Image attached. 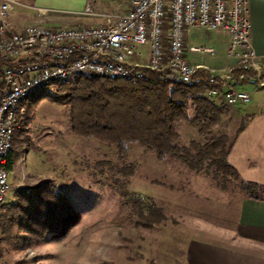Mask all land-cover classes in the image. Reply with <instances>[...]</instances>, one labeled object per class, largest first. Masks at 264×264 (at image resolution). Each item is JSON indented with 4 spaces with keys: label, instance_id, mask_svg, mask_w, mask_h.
Instances as JSON below:
<instances>
[{
    "label": "rangeland",
    "instance_id": "obj_1",
    "mask_svg": "<svg viewBox=\"0 0 264 264\" xmlns=\"http://www.w3.org/2000/svg\"><path fill=\"white\" fill-rule=\"evenodd\" d=\"M56 2L58 9H51L43 22L52 28L98 24L105 15L126 12L130 4V0ZM87 9L90 11L86 12ZM18 15L16 11L15 17ZM188 32L187 59L192 65L213 69L230 64L217 31L201 28ZM192 46L212 47L216 57L192 52ZM224 108L216 129L236 139L237 129L246 121L233 107L224 105ZM33 116L25 132L16 134L12 168L8 169L11 189L5 202H14L19 190L52 180L68 197L74 212L63 220L56 233L48 234L38 246L21 252L4 248L0 264L181 262V251L189 237L186 233L222 241L224 234L233 230L240 192L222 191L210 179L194 174L179 162L159 161L153 153L137 145L130 146L121 160L115 148L73 135L68 109L64 106L42 100ZM179 133L182 144L202 141L196 130L187 125H181ZM102 162L134 164L136 170L125 184L122 174L99 166ZM120 193L141 201L144 213L152 205L162 209V219L149 228L140 226L139 210Z\"/></svg>",
    "mask_w": 264,
    "mask_h": 264
},
{
    "label": "built area",
    "instance_id": "obj_2",
    "mask_svg": "<svg viewBox=\"0 0 264 264\" xmlns=\"http://www.w3.org/2000/svg\"><path fill=\"white\" fill-rule=\"evenodd\" d=\"M50 10L36 0H0V216L11 189L8 131L18 132L26 113V108L18 110L17 99L49 79L88 74L135 81L155 71L194 84L204 70L216 83L207 97L227 107L250 102L252 91L246 86L264 89V63L251 43L248 0H130L124 13L105 15L98 24L64 28L43 24ZM201 28L230 36L226 58L232 64L220 72L187 59L188 31ZM190 50L216 57L209 47Z\"/></svg>",
    "mask_w": 264,
    "mask_h": 264
},
{
    "label": "trees",
    "instance_id": "obj_3",
    "mask_svg": "<svg viewBox=\"0 0 264 264\" xmlns=\"http://www.w3.org/2000/svg\"><path fill=\"white\" fill-rule=\"evenodd\" d=\"M194 84L178 81L168 72L147 71L139 80L75 76L51 83L22 102L27 108L21 129L14 134L8 169L12 168L16 134L24 133L42 100L68 109L73 135L115 148L122 160L130 146H140L159 161L174 160L196 175L204 176L222 191H238L250 200L264 201V185L244 181L229 163L235 139L216 129L225 112L223 104L207 97L216 86L204 70ZM196 130L200 140L181 143L179 127ZM243 127V126H242ZM237 129L239 133L242 129ZM125 177L134 176V164L99 163ZM127 198L126 193H120ZM127 203L139 210V225L152 227L162 219V209L145 206L138 199ZM74 212L71 202L55 182L45 180L29 190H19L14 202L0 216V257L4 248L21 252L38 246L56 233L63 220ZM138 223V222H136Z\"/></svg>",
    "mask_w": 264,
    "mask_h": 264
},
{
    "label": "crops",
    "instance_id": "obj_4",
    "mask_svg": "<svg viewBox=\"0 0 264 264\" xmlns=\"http://www.w3.org/2000/svg\"><path fill=\"white\" fill-rule=\"evenodd\" d=\"M36 1L49 9L57 10L59 7L56 0ZM248 9L251 43L260 57L259 61L264 63V0H248ZM217 32L227 56L230 36L226 32ZM230 64L207 69L220 72ZM245 89L252 91L250 102L233 106V111L246 123H242L243 128L235 139L228 160L243 180L264 185V89L255 90L252 86ZM217 103L221 104V101L217 100ZM237 207L234 228L229 234H224L225 240H206L201 235L186 233L189 237L181 251V262L161 264H264V201L250 200L241 195Z\"/></svg>",
    "mask_w": 264,
    "mask_h": 264
},
{
    "label": "bare ground",
    "instance_id": "obj_5",
    "mask_svg": "<svg viewBox=\"0 0 264 264\" xmlns=\"http://www.w3.org/2000/svg\"><path fill=\"white\" fill-rule=\"evenodd\" d=\"M79 75H87L89 76L88 74H79ZM77 75V76H79ZM106 78H118V79H121V76H118V75H107ZM63 80H66V79H49L46 83H43L41 84L40 86H37L33 91H28L24 94H21L18 99H17V108L18 110H25V106L22 105V102L31 97L32 95H34L36 92H38L40 89L48 86L49 84L51 83H55V82H59V81H63ZM181 82H184V83H188V81H181ZM16 130H9L8 131V136H7V140H6V158H9L10 156V153H11V150H12V141H13V137H14V134H15ZM6 201V200H5Z\"/></svg>",
    "mask_w": 264,
    "mask_h": 264
}]
</instances>
